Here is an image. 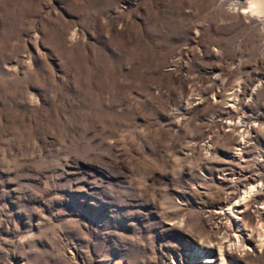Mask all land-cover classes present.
<instances>
[{
	"label": "rangeland",
	"instance_id": "rangeland-1",
	"mask_svg": "<svg viewBox=\"0 0 264 264\" xmlns=\"http://www.w3.org/2000/svg\"><path fill=\"white\" fill-rule=\"evenodd\" d=\"M242 2L0 0V264H264Z\"/></svg>",
	"mask_w": 264,
	"mask_h": 264
},
{
	"label": "bare ground",
	"instance_id": "bare-ground-1",
	"mask_svg": "<svg viewBox=\"0 0 264 264\" xmlns=\"http://www.w3.org/2000/svg\"><path fill=\"white\" fill-rule=\"evenodd\" d=\"M241 1V0H240ZM237 2V1H236ZM243 2H244V0H243ZM243 2L242 3H240V5H242L243 6ZM245 3V2H244ZM246 4L248 5V7H249V10H247V9H245V10H243V12L244 13H250L249 15H251V16H259V17H263L264 16V0H246ZM236 5H237V3H236ZM245 5V4H244ZM242 9V8H241ZM242 11V10H241ZM263 14V15H262ZM260 15H262V16H260ZM235 155V157L237 156V154H234ZM260 183V182H259ZM256 184V186H253V187H251L250 189V193L252 194H254L255 196L254 197H256V198H258V194L260 195V187H261V183L260 184ZM245 191V190H244ZM262 191V190H261ZM264 191V190H263ZM247 192V191H246ZM249 193V192H248ZM252 194V195H253ZM245 196V195H244ZM242 199V198H241ZM251 199V198H250ZM241 206H242V202L240 203V201H236V202H234L233 203V205L231 206V207H229V208H227V209H223V208H221V213H223V214H225L226 212H228L229 211V214L231 213L232 214V212H233V210L234 209H236V211L235 212H237L238 214H240L241 213V211H239L240 210V208H241ZM243 212V211H242ZM234 213V212H233ZM230 214V215H231ZM263 214H264V212H263ZM233 215V214H232ZM235 215H237V214H235ZM228 217V216H227ZM233 217V216H232ZM234 218H236V216H234L233 217V219ZM229 219H231V218H229ZM238 220H240V218H237ZM236 220V219H235ZM237 220V221H238ZM239 222V221H238ZM240 223V222H239ZM241 229V228H240ZM238 236V235H237ZM236 236V237H237ZM250 238L248 237V238H246V241H248ZM243 246H245V245H242V248H243ZM246 248H248V249H250L251 247H248V246H245ZM244 249V248H243ZM214 254L210 257H207L204 261H203V263H206V264H215V263H217V259L215 260L214 258ZM222 258V257H221ZM220 258V259H221ZM219 260V259H218ZM221 261H223V260H221Z\"/></svg>",
	"mask_w": 264,
	"mask_h": 264
}]
</instances>
